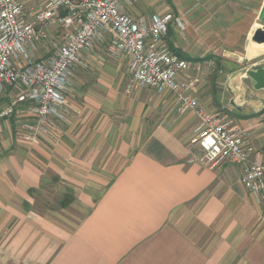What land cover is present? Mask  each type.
Wrapping results in <instances>:
<instances>
[{
	"label": "crops",
	"instance_id": "obj_1",
	"mask_svg": "<svg viewBox=\"0 0 264 264\" xmlns=\"http://www.w3.org/2000/svg\"><path fill=\"white\" fill-rule=\"evenodd\" d=\"M24 3L30 10L33 2ZM263 5L149 0L123 7L146 22L153 14L173 15L178 22L170 25L166 45L196 59L186 21H255L230 22L225 31L232 49L251 51ZM200 28L201 41L216 34L202 22ZM61 37V29L49 27L34 57H48L49 41ZM86 57V67L71 74L68 114L53 120L55 128L41 144L19 140L35 120L29 104L2 121L0 264H264V200L241 184L244 167L223 163L208 169L192 162L202 155L191 144L194 113H178L168 91L127 94L128 61L112 56L107 38ZM200 66L192 63L181 82L199 78L191 94L205 97V111L224 107L209 92ZM232 82L228 77L216 86L237 88ZM253 91L259 97L238 105L228 120L246 133L250 160L264 161V91ZM14 95L7 90L0 109Z\"/></svg>",
	"mask_w": 264,
	"mask_h": 264
},
{
	"label": "built area",
	"instance_id": "obj_2",
	"mask_svg": "<svg viewBox=\"0 0 264 264\" xmlns=\"http://www.w3.org/2000/svg\"><path fill=\"white\" fill-rule=\"evenodd\" d=\"M0 0V97L7 90L15 95L0 109L1 124L15 109L29 104L34 122L19 135L22 142L35 144L36 137H49L53 120L68 114L67 98L72 88L71 74L87 65L86 55L98 41L107 38L112 56L128 61L126 93L152 89L170 92L177 112L191 111L197 118L195 137L202 155L191 159L208 169L223 164L243 166L241 184L264 200V161L250 160L246 133L233 126L219 112H207L191 91L198 77L181 82L191 64L173 54L164 38L174 20L171 14H153L134 20L123 5L148 0ZM61 29L62 37L52 45V53L42 59L34 55L49 27ZM53 136V135H52Z\"/></svg>",
	"mask_w": 264,
	"mask_h": 264
},
{
	"label": "rangeland",
	"instance_id": "obj_3",
	"mask_svg": "<svg viewBox=\"0 0 264 264\" xmlns=\"http://www.w3.org/2000/svg\"><path fill=\"white\" fill-rule=\"evenodd\" d=\"M149 1V0H148ZM151 1V0H150ZM205 24L206 30H214L216 34L212 38H210L208 42L199 40L201 37L205 39V35L200 33V23ZM230 22H234L235 24L240 23H248L255 21H186L187 25L186 34L190 36L192 35V48L196 47L194 51H192L191 55L196 59H204L208 56H212L213 58L209 61L193 63L195 66H200L201 78L207 81V85L211 88L209 92L214 96L216 94L218 101L222 100L224 107L216 108L211 112H219L221 115L226 116L230 119L233 113H236V109H239L238 105H245L250 100L258 98L259 94H256L253 90V83L247 77V73L249 71H256L260 68L264 67V45L257 46L252 51H246L244 47L241 49L231 48V43L225 42V31L227 28L226 25ZM58 40H52L51 44L57 42ZM165 44H167L163 40ZM197 41V42H196ZM189 44V41L186 37V44ZM252 43V42H251ZM169 46V45H168ZM230 46V47H229ZM52 48V45H51ZM36 59V58H35ZM207 65V66H206ZM243 77L240 79V77ZM237 82V88H227L220 89L216 86V83H225L227 78ZM202 82V79H201ZM201 84V83H200ZM220 86V85H219ZM222 87V86H221ZM207 95V93H205ZM210 93H208V97L210 98ZM205 95V96H206ZM199 104L202 108H204L201 104L200 100L205 101V97L202 95L197 98ZM214 99V98H213ZM233 103V105L231 104ZM214 104V103H213ZM12 124L15 122V118L12 117L10 119ZM9 127V124H6ZM2 129V126H1ZM41 139L39 136L36 137L35 144H41ZM54 139V138H53ZM52 139H49V141ZM27 143V142H24ZM32 144V143H31Z\"/></svg>",
	"mask_w": 264,
	"mask_h": 264
},
{
	"label": "water",
	"instance_id": "obj_4",
	"mask_svg": "<svg viewBox=\"0 0 264 264\" xmlns=\"http://www.w3.org/2000/svg\"><path fill=\"white\" fill-rule=\"evenodd\" d=\"M258 22L260 25L251 33L250 40L257 45H264V5L258 15ZM247 77L252 81L255 90L264 91V68L249 71ZM231 104L233 105V103Z\"/></svg>",
	"mask_w": 264,
	"mask_h": 264
},
{
	"label": "trees",
	"instance_id": "obj_5",
	"mask_svg": "<svg viewBox=\"0 0 264 264\" xmlns=\"http://www.w3.org/2000/svg\"><path fill=\"white\" fill-rule=\"evenodd\" d=\"M171 52L173 54H175L176 56H178L180 59H185V60H188V61L193 62V63H199V62L209 61V60H211L213 58L212 56L211 57L208 56V57H206L204 59H190V58L186 57L183 53H180L178 51H175L174 49H171Z\"/></svg>",
	"mask_w": 264,
	"mask_h": 264
},
{
	"label": "bare ground",
	"instance_id": "obj_6",
	"mask_svg": "<svg viewBox=\"0 0 264 264\" xmlns=\"http://www.w3.org/2000/svg\"><path fill=\"white\" fill-rule=\"evenodd\" d=\"M257 46H260V45H257V44H255V43H250V45H249V50H254Z\"/></svg>",
	"mask_w": 264,
	"mask_h": 264
}]
</instances>
